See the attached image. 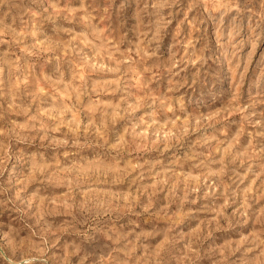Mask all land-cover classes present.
Here are the masks:
<instances>
[{
	"label": "rangeland",
	"instance_id": "obj_1",
	"mask_svg": "<svg viewBox=\"0 0 264 264\" xmlns=\"http://www.w3.org/2000/svg\"><path fill=\"white\" fill-rule=\"evenodd\" d=\"M0 264H264V0H0Z\"/></svg>",
	"mask_w": 264,
	"mask_h": 264
}]
</instances>
